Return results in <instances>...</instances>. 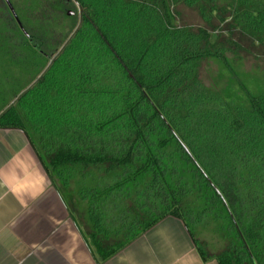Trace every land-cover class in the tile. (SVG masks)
Here are the masks:
<instances>
[{
    "label": "trees",
    "instance_id": "trees-1",
    "mask_svg": "<svg viewBox=\"0 0 264 264\" xmlns=\"http://www.w3.org/2000/svg\"><path fill=\"white\" fill-rule=\"evenodd\" d=\"M0 2L4 60L31 78L0 128L26 136L97 263L171 217L202 261L264 264V73L234 71L231 39L264 46V0H33L27 37ZM67 4L77 25L50 47ZM178 5L216 26H178ZM207 62L223 85L202 82Z\"/></svg>",
    "mask_w": 264,
    "mask_h": 264
},
{
    "label": "crops",
    "instance_id": "crops-1",
    "mask_svg": "<svg viewBox=\"0 0 264 264\" xmlns=\"http://www.w3.org/2000/svg\"><path fill=\"white\" fill-rule=\"evenodd\" d=\"M0 264L216 262L202 261L181 222L166 217L97 263L26 136L17 129L0 128Z\"/></svg>",
    "mask_w": 264,
    "mask_h": 264
},
{
    "label": "rangeland",
    "instance_id": "rangeland-1",
    "mask_svg": "<svg viewBox=\"0 0 264 264\" xmlns=\"http://www.w3.org/2000/svg\"><path fill=\"white\" fill-rule=\"evenodd\" d=\"M3 1V0H2ZM12 2V0H9ZM4 2V1H3ZM33 0H19L17 7V12L19 9V19L15 16L16 21L12 20L13 26H16L17 28L20 26L22 29L23 36L27 37L28 33L25 32V30L22 27L21 19L24 20V23L28 21L29 25L26 26L27 31L29 32V28H37L41 31V27H37V20L35 15H31L33 12L30 10V8H34L32 5ZM5 5V3H4ZM6 9L8 10L7 6L5 5ZM30 10V11H29ZM175 16L174 19L176 20V24L178 26H183L186 28H189L193 31H196L198 29L206 30L207 32H211V29L213 26H216L214 22H211V25L206 26L196 15L195 11L192 9L185 8L181 5H178L174 8ZM9 12V10H8ZM35 12V11H34ZM61 12L63 14L62 17L63 21L65 23H68V26L65 23H62V25L56 30L55 35L49 37L47 34V29L44 28L45 37L44 40L47 42V44L52 47L55 44H61L63 40L64 33H68L70 29L72 31L77 25L78 21V10L73 5H63L61 8ZM2 16H4L3 19ZM8 17V16H7ZM6 21V12L4 9H2V5H0V106H4L5 102L10 98V94L14 91H16V86L20 85V88L24 87L26 83L29 82L31 79L29 76V70L26 68H23L21 72L19 71L20 67H14L9 65L4 60V54L3 49L4 46H2V41L5 38H9L14 40V31L3 28V24ZM42 25V24H41ZM40 25V26H41ZM225 26H219L221 35L224 36V28ZM13 28V27H12ZM43 29V28H42ZM49 32V31H48ZM223 38V37H222ZM231 39L239 46V50L237 49L235 51L236 60L235 65L232 66L235 72L239 73V76L241 78H253L258 80V78H261L262 73H264V46L263 47H254L251 45L250 41L236 33L232 34ZM67 40V39H66ZM65 40V41H66ZM65 43V42H64ZM51 49V48H50ZM44 53L48 52V49L43 50ZM13 64H15L13 62ZM16 65V64H15ZM19 65V63L17 64ZM17 69V70H16ZM199 77L202 80V82L207 86H220L225 83V78L220 75L221 70L214 62H207L203 64V66L199 69ZM23 74V75H22ZM10 101V100H9ZM4 102V103H3ZM86 230V228H85ZM208 254H216L219 250L215 248L214 250H211L210 248L206 249Z\"/></svg>",
    "mask_w": 264,
    "mask_h": 264
},
{
    "label": "water",
    "instance_id": "water-1",
    "mask_svg": "<svg viewBox=\"0 0 264 264\" xmlns=\"http://www.w3.org/2000/svg\"><path fill=\"white\" fill-rule=\"evenodd\" d=\"M3 1H4L5 5L7 6L8 10H9V13L11 14V17L13 18L14 21H16V18L14 16V13H13L12 9L10 8V6L8 5L7 1L6 0H3ZM18 29L20 30L21 33L23 32L20 26L18 27ZM185 152H186V150H185Z\"/></svg>",
    "mask_w": 264,
    "mask_h": 264
}]
</instances>
